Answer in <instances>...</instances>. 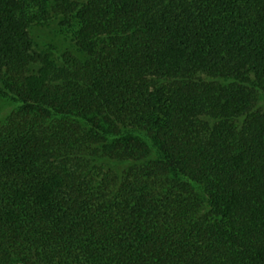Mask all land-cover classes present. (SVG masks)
<instances>
[{"label":"trees","instance_id":"trees-1","mask_svg":"<svg viewBox=\"0 0 264 264\" xmlns=\"http://www.w3.org/2000/svg\"><path fill=\"white\" fill-rule=\"evenodd\" d=\"M0 102V264H264V0H0Z\"/></svg>","mask_w":264,"mask_h":264},{"label":"rangeland","instance_id":"rangeland-1","mask_svg":"<svg viewBox=\"0 0 264 264\" xmlns=\"http://www.w3.org/2000/svg\"><path fill=\"white\" fill-rule=\"evenodd\" d=\"M53 33H54V35H56V33H59V28L56 26V25H54V24H52V26L50 27V28H48V29H46L45 30V32L43 31L42 32V34L43 35H45V37L47 36V35H49L50 37L51 36H54L53 35ZM71 38V33L69 34H65L63 37H61V39L60 40H62V43H61V41H60V43H61V45H62V47L63 48H70V47H68V40L67 39H70ZM57 39V38H56ZM57 42V41H56ZM38 43V47H39V50L40 51H42V50H45L46 49V46H47V43L48 42H46V43H41V42H37ZM66 43V44H65ZM61 47V48H62ZM1 103V102H0Z\"/></svg>","mask_w":264,"mask_h":264}]
</instances>
